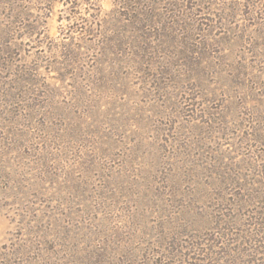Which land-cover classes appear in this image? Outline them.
Here are the masks:
<instances>
[{"label": "rangeland", "instance_id": "rangeland-1", "mask_svg": "<svg viewBox=\"0 0 264 264\" xmlns=\"http://www.w3.org/2000/svg\"><path fill=\"white\" fill-rule=\"evenodd\" d=\"M213 262L264 264V0H0V264Z\"/></svg>", "mask_w": 264, "mask_h": 264}, {"label": "trees", "instance_id": "trees-1", "mask_svg": "<svg viewBox=\"0 0 264 264\" xmlns=\"http://www.w3.org/2000/svg\"><path fill=\"white\" fill-rule=\"evenodd\" d=\"M208 251H210V250H208ZM213 264H215V263L213 262Z\"/></svg>", "mask_w": 264, "mask_h": 264}]
</instances>
